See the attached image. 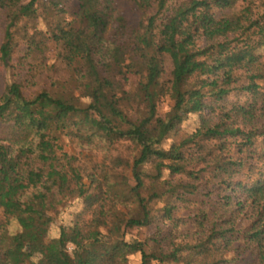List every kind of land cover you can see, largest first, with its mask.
<instances>
[{
    "label": "trees",
    "instance_id": "1",
    "mask_svg": "<svg viewBox=\"0 0 264 264\" xmlns=\"http://www.w3.org/2000/svg\"><path fill=\"white\" fill-rule=\"evenodd\" d=\"M116 1L0 0V65L18 70L0 103L10 132L0 137V264H129L135 254L141 264H239L246 253L264 264V0L258 13L252 0H128L142 11L135 26ZM60 65L63 78L28 93ZM124 69L140 81L136 107L119 95ZM236 91L244 102L230 103ZM166 97L175 118L159 115ZM195 114V131L165 147ZM122 141L129 156L116 164L110 148ZM35 200L53 216L31 210ZM77 201L53 235L54 216ZM182 204L189 213L178 216ZM153 225L150 238L127 239Z\"/></svg>",
    "mask_w": 264,
    "mask_h": 264
},
{
    "label": "rangeland",
    "instance_id": "2",
    "mask_svg": "<svg viewBox=\"0 0 264 264\" xmlns=\"http://www.w3.org/2000/svg\"><path fill=\"white\" fill-rule=\"evenodd\" d=\"M253 1V9L256 13L262 11V0H252ZM72 6V4H70ZM244 4L242 2H238L237 5L235 6V10H240ZM116 15L117 16H122L126 18L131 26L137 25L141 18H142V11L129 2L128 0H117L116 1ZM219 14H225V13H230L231 11L226 10L224 12H219ZM4 29H5V15L4 13H0V45L3 41L4 38ZM25 46H22L20 48V51L17 52V54L14 57V62L15 64L17 63L18 59H20L22 51H24ZM54 44L50 43L49 44V49L47 52L44 54V60L48 65H52L55 61L54 56ZM262 56L261 62L264 63V49L260 50L259 52ZM38 56H33V60L36 61ZM59 70L58 71H49V68H45L42 70V72L38 75L37 77V85L31 90H28V93H34L35 91H38L40 89H44L51 83L52 80L56 78H63L64 77V66L60 65L58 66ZM172 69V64L170 60L166 61V75H165V80L170 79V72ZM18 75V70L14 68H6L0 65V103H4L6 99L8 98V85L17 78ZM238 75L241 77L240 83L246 82V76L247 73L245 71H240L238 72ZM119 81H121V92L120 96L124 100V103L127 105H130L131 107H136L138 104V95H137V86L139 81L138 76L131 70H121L117 74ZM246 100V96L243 95L242 93L239 92H233L230 97L229 101L230 103L232 102H244ZM159 115L161 117H169V118H175L176 117V111L174 110V103L170 97H166L160 102L159 106ZM200 114H195V115H190L181 125H179V131H175L170 135V138L166 141L165 147H169L172 143L178 142L182 137H184L186 134H190L195 129L199 126L200 124ZM87 121L91 124H96L98 121L94 117H88ZM9 127L8 125L0 123V137H7L10 136L9 134ZM99 146L95 153L96 155L98 154V159L101 160L103 155L105 154L104 149L102 148L101 145H96ZM129 143L128 142H119L115 146H111L110 149L114 148V150H111L109 155L112 157L113 162H116V164L122 163L123 159H126L129 156ZM21 156V155H20ZM6 162V161H5ZM3 164L0 163V170L2 169ZM193 171H199L202 168L201 164H196L191 167ZM165 177H169L168 173L165 174ZM160 206L164 205L159 204ZM29 208L31 210L37 211L39 213H43L49 216H53L51 213L47 212L46 210L43 209L42 203L40 200H35L31 201L29 203ZM185 207V204H182V209L178 213V216H184V214H188L189 210ZM82 209V203L77 201L74 203H69L66 209H64L61 213V215L58 217L54 216V223H53V231L52 234L56 235L58 234V228L64 223H70L74 216L80 212ZM158 211V215H160ZM103 224V223H102ZM163 223H161V226ZM170 227H167V225H163V229L168 230ZM193 228V223L188 222L186 225L182 227L183 230L190 231ZM156 232V225H153L148 228H143L140 230H134L131 231L127 235L128 240H145L146 238H150L152 235H154ZM69 250L72 251L73 248L72 246L69 247ZM244 259L241 261L239 264H249L251 263V257L249 256V253H246L243 255ZM185 264H191L192 263V257H186L184 260ZM129 264H141L140 260V255L135 254L129 257Z\"/></svg>",
    "mask_w": 264,
    "mask_h": 264
}]
</instances>
